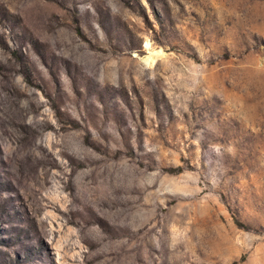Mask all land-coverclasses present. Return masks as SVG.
<instances>
[{
  "label": "rangeland",
  "instance_id": "1",
  "mask_svg": "<svg viewBox=\"0 0 264 264\" xmlns=\"http://www.w3.org/2000/svg\"><path fill=\"white\" fill-rule=\"evenodd\" d=\"M0 264H264V0H0Z\"/></svg>",
  "mask_w": 264,
  "mask_h": 264
}]
</instances>
